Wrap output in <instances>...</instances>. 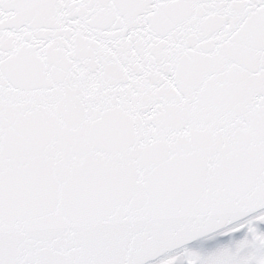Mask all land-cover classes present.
I'll use <instances>...</instances> for the list:
<instances>
[{"label": "snow or ice", "instance_id": "1", "mask_svg": "<svg viewBox=\"0 0 264 264\" xmlns=\"http://www.w3.org/2000/svg\"><path fill=\"white\" fill-rule=\"evenodd\" d=\"M0 264H264V0H0Z\"/></svg>", "mask_w": 264, "mask_h": 264}]
</instances>
